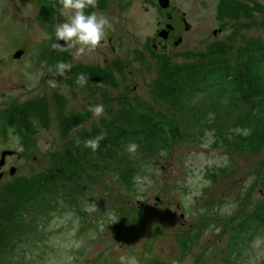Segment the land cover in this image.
I'll return each instance as SVG.
<instances>
[{
  "label": "rangeland",
  "instance_id": "obj_1",
  "mask_svg": "<svg viewBox=\"0 0 264 264\" xmlns=\"http://www.w3.org/2000/svg\"><path fill=\"white\" fill-rule=\"evenodd\" d=\"M48 2L50 12L0 0V154L16 151L0 177V264H264V83L250 105L214 73L264 55V0H170L178 25L166 46L154 0H97L86 12L113 27L84 54L52 47L67 14ZM60 61L71 70L51 75ZM142 104L182 137L145 135ZM18 109L27 120L10 124ZM73 115L81 122L66 130ZM120 116L141 130L133 142L78 145Z\"/></svg>",
  "mask_w": 264,
  "mask_h": 264
},
{
  "label": "trees",
  "instance_id": "obj_2",
  "mask_svg": "<svg viewBox=\"0 0 264 264\" xmlns=\"http://www.w3.org/2000/svg\"><path fill=\"white\" fill-rule=\"evenodd\" d=\"M46 3V10L50 12V2L46 1ZM228 6L230 7L229 4ZM43 8L45 10V4ZM230 8L232 9V7ZM44 16H46V13L43 14V17ZM252 69L253 72L254 69L256 72L252 73ZM214 73L222 75L220 77L221 80L229 81L231 83L232 91L241 101L245 102L246 104L252 105V100L254 97L262 96L257 92L256 81L262 78V83H264V55H259L257 58L247 59L243 62L240 61L232 64H230L229 61H226L224 64H220L218 67H215ZM205 76L206 75H202V77ZM103 77L104 76L100 77L99 79ZM176 91L177 90L175 89V86L169 88L170 94H174ZM26 114V111L23 109H18L15 113H11L9 115L10 124H15L17 119H19V122H22L23 124V122L27 120ZM138 116H140L142 120L146 121L147 124H150L151 129L143 132L145 135L150 137H159L158 135L161 134V137L164 136L163 140L167 141L168 143L171 141V139H179L182 137V134L180 133V130L176 124L164 127L163 124L156 122V119L152 117V109L147 104L141 105V111ZM81 119V117L76 115L71 116L69 120L63 124L64 128L69 130L70 128L77 126L80 124ZM128 120L130 119H128L126 116H120L116 120L114 119L111 124L104 129V133L102 134L103 139L100 141V147L98 150L105 149L108 144L117 147L120 143H122L124 138H131L133 142V138H135L136 134L141 130L134 128V124ZM131 126L133 129H131ZM81 139L82 142L78 143V145L80 144L82 147H84L83 141L91 138L90 136L85 135ZM84 150L88 151V148L84 147ZM77 152H79L78 147L76 149V153ZM69 165L70 161L68 160L67 166ZM55 170L60 172L61 169L60 167L55 166Z\"/></svg>",
  "mask_w": 264,
  "mask_h": 264
},
{
  "label": "clouds",
  "instance_id": "obj_3",
  "mask_svg": "<svg viewBox=\"0 0 264 264\" xmlns=\"http://www.w3.org/2000/svg\"><path fill=\"white\" fill-rule=\"evenodd\" d=\"M64 12L67 14L65 22L60 23L55 28L56 42L52 44L53 48H76L78 54H84L86 51L95 50L99 47L105 38L107 30L113 27L109 17L105 15H98L96 12L87 13L86 9L95 8L97 0H59ZM64 42L61 45L58 42ZM30 66V65H29ZM71 63L60 61L56 65L53 72L49 70L53 76H63L65 72L71 70ZM89 80L87 74L81 72L77 75L76 83L81 87L84 86ZM51 87L57 86L56 80L49 81ZM89 111L94 116L99 117L104 113V106L101 104L90 106ZM16 143L19 145V137H16ZM103 136H97L93 139L83 141L85 148H90L96 151L100 147V141ZM22 150V146H20ZM138 149V145L130 143L127 146V151L134 154ZM121 264H138L135 257H121Z\"/></svg>",
  "mask_w": 264,
  "mask_h": 264
},
{
  "label": "flooded vegetation",
  "instance_id": "obj_4",
  "mask_svg": "<svg viewBox=\"0 0 264 264\" xmlns=\"http://www.w3.org/2000/svg\"><path fill=\"white\" fill-rule=\"evenodd\" d=\"M46 1H48V0H39V2H46ZM154 1L157 3V5H158L161 9H164V10L167 12V13H166L167 22L165 21V22L163 23V24H164V27L161 26L160 31H159V32H161L162 35H163V36L161 35V37H162V38L164 39V41H165V45H164V46H166V45H168V44L170 43V41H171V39H172V35H173V33L175 32V30H176V26L178 25V24L175 25V23H174L175 18H173V17H174V14L178 13V10H177L176 8H174L173 6H171L170 0H169V3H168V6L165 7V8H163V7L160 6L158 0H154ZM43 7H44V5L42 4L41 15L44 14V13L47 14V12L44 10ZM45 17H46V16H45ZM183 22H184V27H183V29H188L189 24H187L185 20H183ZM159 32H158V33H159ZM181 41H182V37H181V35H178L177 38H176L175 40H173L172 44H173L174 46H176V45H178ZM153 46L156 47L155 44H153ZM18 50H21V51H22V49H17L16 51H18ZM16 51H15V52H16ZM15 52H14V53H15ZM14 53H13V58L19 59L18 57H14ZM11 57H12V56H11ZM1 60H2V59L0 58V62H1ZM17 157H18V156H17ZM5 165H6V163L3 164V165L0 167V172H3V173L5 172V171H4Z\"/></svg>",
  "mask_w": 264,
  "mask_h": 264
},
{
  "label": "water",
  "instance_id": "obj_5",
  "mask_svg": "<svg viewBox=\"0 0 264 264\" xmlns=\"http://www.w3.org/2000/svg\"><path fill=\"white\" fill-rule=\"evenodd\" d=\"M159 1V4L161 7L165 8L168 6V3H169V0H158ZM159 35L161 36L162 33L159 32ZM163 36V35H162ZM22 51L21 50H18L14 53V57H19L21 55ZM16 151L15 150H12V149H4L1 151V154H0V166H2L4 163H5V157L7 155H12V154H15ZM14 172V167H11L10 168V173L12 174ZM2 175V172H0V177Z\"/></svg>",
  "mask_w": 264,
  "mask_h": 264
}]
</instances>
